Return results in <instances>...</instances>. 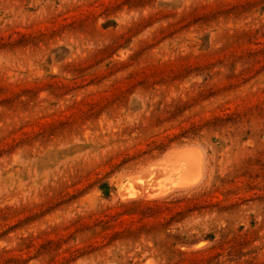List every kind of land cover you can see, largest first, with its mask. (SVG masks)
<instances>
[{
  "label": "rangeland",
  "instance_id": "rangeland-1",
  "mask_svg": "<svg viewBox=\"0 0 264 264\" xmlns=\"http://www.w3.org/2000/svg\"><path fill=\"white\" fill-rule=\"evenodd\" d=\"M0 264H264V0H0Z\"/></svg>",
  "mask_w": 264,
  "mask_h": 264
},
{
  "label": "bare ground",
  "instance_id": "bare-ground-1",
  "mask_svg": "<svg viewBox=\"0 0 264 264\" xmlns=\"http://www.w3.org/2000/svg\"><path fill=\"white\" fill-rule=\"evenodd\" d=\"M196 147H191V145L190 147L187 145L177 147L166 153L161 161L159 160L157 169L165 175V182L163 180L159 183L152 197H161L169 192L190 189L195 187L199 181L201 182L203 158Z\"/></svg>",
  "mask_w": 264,
  "mask_h": 264
}]
</instances>
